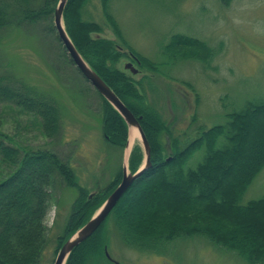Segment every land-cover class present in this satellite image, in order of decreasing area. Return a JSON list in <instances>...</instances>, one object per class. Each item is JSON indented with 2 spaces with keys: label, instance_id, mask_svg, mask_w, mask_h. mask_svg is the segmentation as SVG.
Instances as JSON below:
<instances>
[{
  "label": "trees",
  "instance_id": "trees-1",
  "mask_svg": "<svg viewBox=\"0 0 264 264\" xmlns=\"http://www.w3.org/2000/svg\"><path fill=\"white\" fill-rule=\"evenodd\" d=\"M89 1L68 0L63 15L66 31L85 61L139 119L150 144L153 166L125 193L101 228L72 252L66 264H113L112 258L108 260L106 256L109 220L124 243L138 250L157 252L176 239L199 236L235 252L249 264L264 263V196L247 205L240 204L264 168V101L249 102L241 111L228 114L226 123L202 130L198 137L181 145L171 124L141 90L145 78L136 81L118 66L127 56L136 59L141 70L154 74L160 72L161 65L126 42L111 13V0H101V6L115 39L103 37V27L83 17ZM221 1L225 6L232 2ZM58 2L0 0V33L10 27L34 28L41 24H47L54 33ZM94 34L101 38L95 39ZM60 45L64 48L61 42ZM64 52L68 63L73 64L65 49ZM163 52L171 63L193 59L205 68L215 53L204 41L185 34L173 35ZM96 93L102 101L107 142L126 147V123ZM0 103L37 116L49 138L60 135L58 103L36 87L1 73ZM165 138L171 141V156L165 155ZM200 150L206 152L203 160L197 167L187 168ZM142 161L141 150L136 147L130 156L129 171L135 174ZM0 166L9 170L0 181V264L42 263L49 243L45 221L58 182L76 188L79 196L72 206L68 232L58 240L56 254L123 178L122 166L107 189L90 199L88 189L78 184L72 166L54 151L21 149L1 138Z\"/></svg>",
  "mask_w": 264,
  "mask_h": 264
},
{
  "label": "rangeland",
  "instance_id": "rangeland-1",
  "mask_svg": "<svg viewBox=\"0 0 264 264\" xmlns=\"http://www.w3.org/2000/svg\"><path fill=\"white\" fill-rule=\"evenodd\" d=\"M110 9L126 42L161 65L160 72L154 74L141 70L136 59L127 56L119 68L133 63L140 70L138 75H128L136 81L145 78L141 90L171 124L181 145L198 137L202 130L226 123L228 114L241 111L249 102L264 101V0H232L228 6L221 0H111ZM83 17L99 23L103 37L115 39L103 17L101 0H90ZM175 34L200 39L214 49L210 66L205 68L193 59L169 62L163 51ZM64 49L56 30L52 33L47 24L10 27L0 33V74L8 73L52 96L62 117L61 133L51 139L37 116L0 103V138L21 149L54 151L72 166L78 184L94 197L107 189L124 165L126 147L107 142L102 101L69 59L68 63ZM170 142L163 140L166 156H171ZM136 147L143 156L141 168L145 156L140 136L131 153ZM205 154V150L198 151L187 168L197 167ZM8 172L0 166V181ZM78 196L76 188L62 181L53 190L45 221L49 243L41 264H54L58 240L68 232ZM263 196L264 168L240 204ZM107 232L108 253L118 264H249L235 252L199 236L179 238L164 244L160 251L150 252L126 245L110 220Z\"/></svg>",
  "mask_w": 264,
  "mask_h": 264
},
{
  "label": "water",
  "instance_id": "water-1",
  "mask_svg": "<svg viewBox=\"0 0 264 264\" xmlns=\"http://www.w3.org/2000/svg\"><path fill=\"white\" fill-rule=\"evenodd\" d=\"M68 0H59L54 14V28L58 38L64 46L68 56L72 60L74 66L78 69L81 75L89 82V84L119 113L128 128V142L125 148V162L123 165V178L119 186L108 197L104 204L100 207L97 213L75 232L60 249L54 264H66L72 252L78 248L83 242L92 237L98 229L103 225L106 219L111 215L121 198L153 166L151 161L150 144L143 132L139 119L130 111V109L121 101L114 91L103 81V79L91 68L79 53L71 38L69 37L64 24V10ZM95 39L101 38L100 35L94 34ZM124 71L130 72L131 75H138L140 71L133 63H126ZM137 129L140 133L142 145L144 148V163L142 167L135 173L129 171V161L131 149L129 148V140L131 133ZM93 195L90 196L92 198ZM106 256L111 259L108 251Z\"/></svg>",
  "mask_w": 264,
  "mask_h": 264
},
{
  "label": "bare ground",
  "instance_id": "bare-ground-1",
  "mask_svg": "<svg viewBox=\"0 0 264 264\" xmlns=\"http://www.w3.org/2000/svg\"><path fill=\"white\" fill-rule=\"evenodd\" d=\"M140 136V133L137 129H134L131 133L130 140H129V148L133 145V143L137 140V138Z\"/></svg>",
  "mask_w": 264,
  "mask_h": 264
}]
</instances>
